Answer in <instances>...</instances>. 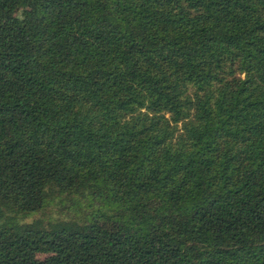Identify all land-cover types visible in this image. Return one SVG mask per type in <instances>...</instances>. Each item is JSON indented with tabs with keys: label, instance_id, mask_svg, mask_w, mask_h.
<instances>
[{
	"label": "trees",
	"instance_id": "trees-1",
	"mask_svg": "<svg viewBox=\"0 0 264 264\" xmlns=\"http://www.w3.org/2000/svg\"><path fill=\"white\" fill-rule=\"evenodd\" d=\"M0 264H264V0H0Z\"/></svg>",
	"mask_w": 264,
	"mask_h": 264
},
{
	"label": "rangeland",
	"instance_id": "rangeland-1",
	"mask_svg": "<svg viewBox=\"0 0 264 264\" xmlns=\"http://www.w3.org/2000/svg\"><path fill=\"white\" fill-rule=\"evenodd\" d=\"M87 213V209L85 208H78V207H71L68 202L64 201L60 204L57 203L55 206H51L47 209H45V212H36L28 217L25 218L26 222H31L33 219H36L37 217H51V216H59V217H66V218H83Z\"/></svg>",
	"mask_w": 264,
	"mask_h": 264
}]
</instances>
